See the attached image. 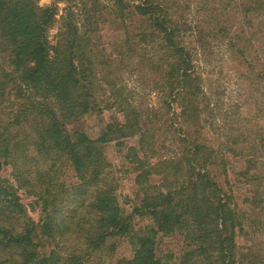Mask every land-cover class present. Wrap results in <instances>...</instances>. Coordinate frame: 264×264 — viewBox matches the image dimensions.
<instances>
[{"label": "trees", "instance_id": "16d2710c", "mask_svg": "<svg viewBox=\"0 0 264 264\" xmlns=\"http://www.w3.org/2000/svg\"><path fill=\"white\" fill-rule=\"evenodd\" d=\"M38 2L0 0V54L6 53L10 67L8 72L0 63V264H99V255L114 252L108 241L116 237L129 238L132 247V257L116 264H167L157 255L156 241L159 235L175 234L188 242L177 264H264L263 252L251 245L237 254L233 242L240 227L237 205L231 196L220 198L216 192L220 187L210 184L214 179L210 167L217 165L210 162L209 148L197 140L202 86L193 75L190 55H200L208 63L213 53L219 57L224 53L228 60L244 65L241 75L248 80L250 94L242 100L235 93L239 102L230 107V114L238 117L242 105L252 101L250 125L220 133L226 134L228 151L245 159L241 173L249 185L245 201L258 209L255 217L248 218L252 237L264 220L260 184L264 182V104L257 100L264 96V0H118V14L126 9L127 15L147 24L136 32L134 48L146 53L152 71L162 70L164 95L179 97L184 129L196 141L186 148L190 160H172L153 194L142 199L143 212L136 213L149 215L151 224L141 230H134L122 214L114 188L103 174L106 159L100 146L137 138V148L169 150L168 132L142 124L135 109L122 104L113 66L117 63L120 70L130 64L121 51L115 54L118 62L111 51L102 55L106 60H93L87 36L96 31V13L85 11L80 25L73 17L63 20L64 32L52 45L46 33L56 23L55 14L50 8L41 9ZM186 38L194 44L192 50L184 44ZM95 91L103 95L97 98ZM6 98L16 99L2 105ZM100 103L114 107L121 118L102 127L95 139L82 131L70 132L68 125ZM210 119L202 125L210 128L214 125ZM160 137L165 138L160 141ZM64 165L79 181L72 188L56 175ZM7 167L10 174L4 177ZM211 188L215 190L208 193ZM20 191L36 201L38 219L29 215Z\"/></svg>", "mask_w": 264, "mask_h": 264}, {"label": "rangeland", "instance_id": "374dc122", "mask_svg": "<svg viewBox=\"0 0 264 264\" xmlns=\"http://www.w3.org/2000/svg\"><path fill=\"white\" fill-rule=\"evenodd\" d=\"M117 2L118 0H39L38 6L41 9L50 8L55 14L54 20H56V23L48 28L46 33L47 40L52 45L58 40L56 36L64 32L63 20L67 21L73 17L80 25L83 24L85 11L89 10L90 14L95 12L98 16V23L93 26L96 31L89 33L87 36L93 45H91L93 60H97L98 63V60H106L107 58L102 55L108 56L111 51L114 52L113 60L117 61L115 54L121 51L125 58L124 62L130 64L127 69L120 70L117 69V63L115 64L116 67L113 66L114 77H117L118 87H121L122 90V104L125 107L127 105L135 109L136 114L140 115L142 124H146L150 128L156 126L162 129L161 132H168L167 136L166 133H163V136L168 138L165 145H171V147H168L169 150L145 151L146 146L143 149L137 148V138H121L117 142H109L100 146L106 159V168L103 174L114 188V194L122 214L131 221V227L134 230H141L151 224L149 215L136 213L138 210L143 212L141 208V205H143L142 199L153 194L154 187L159 186L166 172H168L167 168L172 160L181 158H185L184 162L190 160L189 155L191 153H188L186 148L190 144L189 142L196 141L194 137H189L187 135L188 130L184 129V124L180 118L179 97L164 95L167 90L162 86L165 82L160 77L163 74L162 70L152 71L150 66L147 65L149 61L146 53L142 55L144 51L139 53L138 46L134 48L136 46L135 41L138 42V38L135 37L136 39H134V36L137 35L136 32H139V29L145 30L147 24L141 18L127 15L128 10L126 9H123L122 14H118L119 6ZM167 10L170 14L172 8ZM176 13L178 12L176 11ZM184 44L189 46L190 50L194 47L190 38H186ZM0 47L3 48L1 42ZM131 51L133 58L130 57ZM213 54L214 56L210 57L212 61L208 63L202 59V56L193 52L190 54L193 60V75L200 79L202 86V93L198 97V106L203 114L200 117L201 131L200 135L197 136V140L200 144H204L206 148H209V152L212 153L210 162L212 161L217 165L210 167L211 176L214 178L212 179L213 183L210 184L220 187L216 190L220 198L224 200V196H231L237 205L236 210L240 217V227H237L233 240L237 254L245 252L246 250L243 248L248 245L253 246L254 249H259L264 254V220L252 237V230L248 227L249 216L255 217L258 209H253L245 201L249 196L247 193L249 185L245 184L246 177L241 175L244 171L245 159L233 156L228 151L229 146L226 143V134L229 128H248L250 125L248 118L250 113L254 112L251 107L252 101L242 105L238 117H236L235 111H233L235 114H230L232 109L230 107L239 102H236L238 100L236 94L242 95V100L248 98L250 94V89L247 87L248 80L241 75L244 65L241 64V67L238 60H228L224 53H220L222 57ZM0 56L2 68L9 72L10 67L6 53H1ZM142 60L145 64L141 63ZM176 87L178 88L177 84ZM176 87L173 85L174 89H177ZM102 88H99V90ZM156 88H160V91ZM237 88H239L238 93L236 92ZM244 93L246 95L248 93V95L246 96ZM102 95L101 91L96 92L97 98ZM208 98H210V101L207 100ZM14 99L16 98H6L2 105L7 104L6 106H8V101L12 102ZM257 100H259L258 105L264 104V96L259 97L258 95ZM17 102L19 103V101H16V104ZM211 110H213V113ZM224 114H227V118ZM132 116V114L127 115L128 118H132ZM118 118H121V114L114 107L107 109L100 103L96 110L88 113V115H82L68 125V129L70 132L82 131L90 138L95 139L102 127ZM206 118H211V122L214 123V125L211 124L210 128L206 124L202 125ZM223 124H227V126L224 127ZM262 124L264 125L263 121ZM221 131H225L226 134H221ZM180 139L188 142L181 143ZM183 152L186 154H183ZM135 154L136 156H134ZM191 162L196 164V161L191 160ZM36 166L35 163V168ZM9 174L10 168L7 167L2 175L8 177ZM56 175L60 177L65 186L70 188L79 183L68 166L64 165L56 172ZM260 184L264 189V182L262 183L260 180ZM214 190L215 188H211L208 193ZM219 190H221V193ZM19 194L22 203L28 209L29 215L33 219H38L39 207L34 198L25 195L22 191ZM240 228H242V231ZM156 242L157 255L163 263L167 264H177L180 255L188 244L179 234L159 235ZM108 244L114 245V252L110 255H105V253L99 255V264H116L120 259H130L132 257L129 238H112L108 241Z\"/></svg>", "mask_w": 264, "mask_h": 264}]
</instances>
